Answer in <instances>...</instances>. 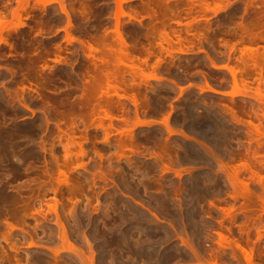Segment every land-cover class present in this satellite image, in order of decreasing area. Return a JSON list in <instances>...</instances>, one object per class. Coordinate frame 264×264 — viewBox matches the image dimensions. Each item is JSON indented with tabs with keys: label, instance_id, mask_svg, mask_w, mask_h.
<instances>
[{
	"label": "rangeland",
	"instance_id": "374dc122",
	"mask_svg": "<svg viewBox=\"0 0 264 264\" xmlns=\"http://www.w3.org/2000/svg\"><path fill=\"white\" fill-rule=\"evenodd\" d=\"M17 1L0 0V264H244L234 242L264 264V0Z\"/></svg>",
	"mask_w": 264,
	"mask_h": 264
},
{
	"label": "bare ground",
	"instance_id": "6f19581e",
	"mask_svg": "<svg viewBox=\"0 0 264 264\" xmlns=\"http://www.w3.org/2000/svg\"><path fill=\"white\" fill-rule=\"evenodd\" d=\"M125 1H127V0H125ZM18 3H19V5L22 3V0H18L17 1ZM122 2H124V0H122ZM36 3H38V4H41V5H49V4H52V3H56V4H59L60 2H59V0H36ZM22 5H24V2L21 4V8H20V10H24V7H22ZM16 15V14H15ZM19 16V15H18ZM16 17H17V15H16ZM18 18V17H17ZM18 23V24H17ZM16 23V26H14L13 27V29L14 30H16V29H19L20 27H22V23L21 22H17ZM4 25H5V21H3V20H0V26L1 27H4ZM12 29V30H13ZM119 38V37H118ZM71 39V38H70ZM122 39V38H121ZM69 40V39H68ZM72 40V39H71ZM120 40V39H119ZM122 41V40H121ZM1 42V41H0ZM123 42V41H122ZM122 42H120V43H122ZM2 43V42H1ZM3 44H5V42H3ZM123 44V43H122ZM123 47H124V45H123ZM122 47V48H123ZM89 48V47H88ZM91 48V47H90ZM126 48V47H125ZM124 48V49H125ZM89 50H91V49H89ZM123 50V49H122ZM126 50V49H125ZM120 52H122L121 50H120ZM88 54H90V53H88ZM125 54V53H124ZM122 56V55H121ZM126 56V55H125ZM121 58V57H120ZM119 58V59H120ZM122 59V58H121ZM119 61V60H118ZM122 61V60H121ZM121 61H119V62H121ZM233 76H235L234 75V73L232 74ZM235 78V77H234ZM110 81V80H109ZM108 84V83H107ZM110 84H112V83H110ZM110 84H108L107 85V88H108V86L110 85ZM111 86V88H113L112 87V85H110ZM110 86H109V88H110ZM114 86V89H113V92H114V90H116L115 89V85H113ZM111 88H110V90H111ZM108 91V90H107ZM216 92V91H215ZM231 95V97L232 96H239V94L238 93H235V92H233V93H231L230 94ZM105 114V113H104ZM107 115V114H106ZM106 115H104V116H106ZM110 115V114H109ZM208 130V129H207ZM204 132H196V134H198V136L199 137H201L202 139L204 138V139H208L209 137L206 135V134H203ZM72 137V136H71ZM203 139V140H204ZM212 141V140H211ZM210 141V142H211ZM78 144V143H77ZM79 147L81 146V144H80V142H79ZM125 145H123L122 147H124ZM126 147V146H125ZM124 147V148H125ZM81 148V147H80ZM66 149V151L67 152H69V150L67 149V148H65ZM189 149H191V148H189ZM129 150H132V149H130L129 148ZM66 152V153H67ZM71 153V152H70ZM69 153V154H70ZM67 155V154H66ZM81 155V154H80ZM191 156H192V158L191 159H193V162H195V163H200L201 162V157L197 154V152H195V151H191ZM243 169H246V170H248L249 169V166L247 165V164H245V165H243ZM62 175V177H64L65 176V174H64V171L63 170H59V176H61ZM180 176V174H177V177H179ZM60 180V179H59ZM63 180V179H62ZM63 182V181H62ZM66 182V181H65ZM64 182V183H65ZM58 183H59V181H58ZM197 182H195L193 185H192V187H191V191L192 192H196V190H197ZM247 187L248 186H246L244 183L242 184L241 183V188L239 189V193L238 194H240L239 196H246L247 195ZM54 191H56V190H54ZM127 193H131V192H129V191H127ZM127 193H125V195L127 194ZM234 193H236V192H234ZM55 194H56V192H55ZM124 195V194H123ZM236 195V194H235ZM127 197H128V195H126ZM131 196H133V195H131ZM131 196L129 195V197H130V199H133V198H131ZM233 196V195H232ZM237 196V195H236ZM125 197V196H124ZM234 197V196H233ZM138 200H139V198H138ZM135 201V199L133 200V203L136 205V206H139L140 208H143L145 211H147L148 213H149V215H151L153 218H155V219H160L159 217V215H164L162 212H159L158 213V211H156V209L154 210V209H152L149 205H146L148 202H146L145 203V201L144 202H142L143 200H141V202H139V201ZM55 202H57V200H54ZM53 202V201H52ZM59 202V201H58ZM57 202V203H58ZM54 203V202H53ZM52 204L53 206L51 207V205H49L50 207H51V209H52V212L54 213L57 209H58V204ZM62 203V202H61ZM61 203H59V204H61ZM143 203H145V204H143ZM149 204V203H148ZM54 205H56L57 206V209L56 210H54L53 209V207H54ZM134 205V206H135ZM61 207H64L63 205H61ZM134 208H136V207H134ZM137 210V209H136ZM61 211L63 212V210H62V208H61ZM60 211V212H61ZM56 214L58 215L59 214V212H57L56 211ZM196 211H193V209L192 210H189L188 212H187V214H186V218L187 219H194V217L196 216ZM57 215H55V218H56V223H57V226H58V229H60L59 230V232H60V235H61V237L63 238V240L64 241H66L67 240V236H66V228H65V224H62V223H64V222H66L65 220H66V218L64 219V222L63 221H61L62 219H61V217H60V214H59V216H57ZM61 219V220H60ZM62 222V223H61ZM68 222V221H67ZM216 234V236L218 237V239H219V241H220V243H222V241L223 242H225V239H227L226 238V235H224V234H222L221 232H216L215 233ZM184 238H186V239H184ZM184 238H180V242H181V244H184L192 253H193V247H192V240L190 239H187L188 237L187 236H185ZM113 241L114 242H117V239H113ZM67 243V242H66ZM234 246L237 248V250L239 251V253H240V256H241V258H242V260H243V262H244V264H252L251 262V260H252V256H251V253L249 252L248 253V251L247 250H245V248H244V246H242V245H240L239 243H236V242H234ZM71 247V246H70ZM54 254H57V253H54ZM136 255L137 256H139V257H143V258H146V259H151V256L153 255H151V254H148V253H145V252H137L136 253ZM157 256V255H156ZM174 258V255H172L171 253H167L164 257H163V259H162V261H161V264H168V262H170L172 259ZM214 261V260H213ZM210 262H212V261H210ZM215 262V261H214ZM216 263V262H215ZM215 263H207V264H215ZM88 264H93V260H92V257H90L89 258V262H88Z\"/></svg>",
	"mask_w": 264,
	"mask_h": 264
}]
</instances>
